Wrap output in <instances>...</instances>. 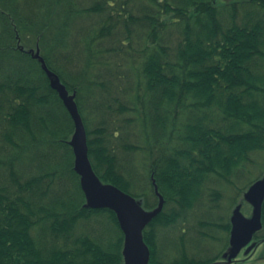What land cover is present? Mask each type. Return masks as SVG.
<instances>
[{"label": "trees", "instance_id": "16d2710c", "mask_svg": "<svg viewBox=\"0 0 264 264\" xmlns=\"http://www.w3.org/2000/svg\"><path fill=\"white\" fill-rule=\"evenodd\" d=\"M198 1L11 0V14L0 10V264H124L115 213L83 208L68 110L41 64L11 47L18 43L16 19L44 24L43 30L56 22L59 49L52 54L61 70L49 58L46 64L75 94L100 181L145 210L158 204L152 181L161 193L163 209L143 231L148 264L220 260L225 249L218 251L216 234L224 232L227 247L230 223L198 209L208 201L211 177L233 191L227 205L219 192L208 204L225 214L264 174V0H217L212 7L216 0H206L205 8ZM71 62L82 65V75L99 67L86 96L68 81ZM122 82L124 97L116 96ZM86 105L100 116L93 128L82 112ZM123 152L129 167L120 164ZM132 155L147 171L150 192L135 180L141 170ZM253 167L251 179L233 180ZM171 227L179 241L163 259L155 240ZM192 236L216 254L187 250Z\"/></svg>", "mask_w": 264, "mask_h": 264}, {"label": "water", "instance_id": "95a60500", "mask_svg": "<svg viewBox=\"0 0 264 264\" xmlns=\"http://www.w3.org/2000/svg\"><path fill=\"white\" fill-rule=\"evenodd\" d=\"M40 64L49 79L50 87L57 91L64 105L70 111L69 113L74 122L75 131L69 145L74 153V170L80 176L81 189L87 200L85 207L107 208L114 211L120 229L124 234V249L122 252L124 263L148 264L150 251L143 241L142 232L162 210L163 198H159L157 208L152 211H145L139 201L124 194L118 188L102 184L99 181L88 160L86 132L74 102L75 94H68L57 75L52 73L41 59ZM153 184L157 193L158 189L154 181ZM243 198L252 206V214L250 218L244 217L240 211V205L233 211L230 220V245L227 252L223 255V258L227 259L229 263L238 255L240 249L251 241L252 235L262 227L261 208L264 201V176L249 187Z\"/></svg>", "mask_w": 264, "mask_h": 264}, {"label": "rangeland", "instance_id": "374dc122", "mask_svg": "<svg viewBox=\"0 0 264 264\" xmlns=\"http://www.w3.org/2000/svg\"><path fill=\"white\" fill-rule=\"evenodd\" d=\"M9 1H10L9 4H3L2 6H0V10L2 9L4 12H7V13L11 14V12H13L12 8H14V6H13V2H11V0H9ZM217 2H218L217 0H216V2L215 1H211V3H209V7L217 6V4H216ZM198 4H200L201 6H204V8H205L206 0H199ZM199 10L202 13L204 11L205 13L208 14V12L205 9H203V8H199ZM239 20H241V19H239ZM205 22L206 21L204 20L202 26L204 28H206V29H210L208 23L206 25ZM51 24H48L50 26V27L48 26V29L43 30L42 26L44 24L32 22L31 20L29 22L26 19H24L22 21L21 20L19 21V20L16 19L15 27L17 28V31L19 33V34H16V35H18L17 36L18 43L12 44L11 47L12 48L17 47L21 52H24V53L26 52L27 54H30V56L33 59L37 60L39 63H40V59L43 60L46 66H47L46 58H49V60L52 62V64L57 69L61 70V67H59L53 60L52 50H55V48L59 49V46H57L58 44H57V41H56V38L58 39L57 29H56V22L54 24H52V26H51ZM220 25L223 26L224 24L220 23ZM224 28H223V30L226 29V28L225 29ZM37 52H38V56H37ZM46 54H49V55H46ZM80 64H82V62H80ZM81 67H82V65H81ZM81 67H76L74 62H71V63L66 65L67 72H69L68 81H70V82L73 81V83L76 84V87H79L81 89V95L86 96L89 93L90 90L94 89V87H90V88H86V87L88 86V83L91 82V79H94L96 76H98L97 75V70H98L99 67H95L94 71L89 70V71L85 72V75L81 74V71H82ZM28 69H30V68L28 67ZM51 72L55 74V72H53V71H51ZM72 73L73 74L77 73V74L72 77L71 76ZM107 77H108V75H107ZM73 78H78V79L77 80H73ZM62 83L63 82H61V84ZM124 84H125L124 82H122V84L117 83V85L120 86V88H116L117 92H114L116 96L124 97V95L120 92V91L124 92V90L127 89V87L124 86ZM64 86H65V84H64ZM185 98L186 97H184V99ZM185 101L187 102L188 99H185ZM109 103H111V104L113 103L114 104V102H112V101H110ZM65 107H66V105H65ZM115 108H117V105H115ZM68 112H70V111L68 110ZM82 112H83V114L85 116H88V115L90 116L91 120H90V125L89 126L90 127L92 126V128L95 127L96 124H93V122H95V121H93V119L97 121V120H99V117H100L98 114H96L97 112L95 113L92 109H90V107L88 105H86L82 109ZM78 113L80 114L79 111H78ZM113 116H116V115L113 114ZM233 122H234V124H236V121H233ZM92 128H91V130H92ZM238 136H239V139H243V137H245L244 134L243 135L240 134ZM238 141H241V140H238ZM72 156H73L72 160L74 161L73 152H72ZM96 159H98V157ZM128 159H129V157H128L127 154H125L124 152L120 153V162L121 163L120 162L119 163L121 165L127 166L126 163H127ZM88 160L89 161L92 160V162H93V159L92 158L90 159L89 156H88ZM131 160L135 161V166L136 167H138L139 164H140V163H136V162H140L141 161L140 157L135 156V155L131 156ZM253 162H255V161L253 160ZM98 163H101V162L99 161ZM248 165L249 166L251 165V161L248 163ZM127 167H129V166H127ZM139 168L141 170V173H140L139 177L138 176L136 177V175L139 174V173H137L134 176V177H136L135 180L138 181V179H139V184L142 187H145L146 191L150 192V190L148 189L149 185H148V182H147V177H148L147 176V171L142 168V164H140ZM257 169H258V167L250 168L248 170L249 171L248 175H243L242 176V174H241L240 177H242V178H239V177L235 178V176H234L233 180H235V181L236 180H240V183L245 182V181L251 179L252 177H254L257 174ZM241 171H242V169L239 170V172H241ZM134 177H132V178H134ZM211 179L213 180L212 184L209 183V187L211 189L210 190L211 192L210 191H204V193L206 194V196L208 198V201H207V203L204 202V201L201 202L200 209H198V214L200 216L201 215H203V216L206 215V216H208V218L214 219L215 221L218 219L219 216L224 215L223 216L224 220L227 218L228 219L227 221L230 223V220H231L230 217L233 215V211L236 208V204H238V203H240L242 201L243 196H241V198H240V196L238 195L239 197L236 200L237 203L233 205L234 207H231L229 209V212H228V207L226 208L225 214H224L223 210H220V209H217L215 211V207L212 209L208 204L210 202H212L214 198L219 197V193H221V199L224 198L222 201H225L226 198L229 199V197L232 196V194H233L232 192L233 191L229 189V185L228 184H226V187L224 186L225 184H224V182H222V179L218 180L219 178H215V177H211ZM218 181H221L222 183H220V185H219ZM65 188H66V186H65ZM230 191H232V192H230ZM83 196H84V198H83L84 201L82 202V205H83L84 209H86V210L87 209H89V210H99V209H95V208H86L85 205L87 204V200H86L85 194H83ZM144 198L147 199L148 198V194H145ZM158 202H159V200H158ZM228 203L229 202H227V200H226L223 204L227 205ZM211 204H213V203H211ZM149 209L150 208H148V210ZM250 211H251V208H250L249 205H244L242 207V209H241V212L246 217L248 216ZM231 212H232V215H231ZM89 222H90V224H93L92 220L89 221ZM191 226H193V225H191ZM262 226H263L262 230L254 236V240H256V241L262 240L263 241V245H260V246L258 245L259 247L258 246L255 247L256 249L254 250V252L250 251L251 253L249 252V253H246V254H244V253L240 254L242 252V249H240L241 251L238 253L237 257H235V258H233L231 260L232 262H230V264H233L234 263L233 261H235V259H237L238 257L239 258H243L244 256L245 257H249V259H250V260L246 261V263L244 262V264H259V263H263L264 262V259L262 260V262H258V263L255 262V260H260V257L263 254V246H264V220L263 219H262ZM177 230H178L177 228L174 229L172 227L169 228V229H162V231L160 230V235L156 236V240H155L156 241V246H157V249L160 252L159 256L161 258L165 259L167 253L170 252L171 250L176 252L175 251V247L177 246L178 241H179V238H178V235H177ZM209 231L212 232V233H214V231L216 232V230H209ZM220 233L216 234V238L218 237L219 241L216 242L215 244L217 246H219L218 247V251H220L222 249H225L227 251L228 244H229V239H230V234L228 233V237H227L228 244H227V247H226V245H224L225 242L222 241L223 235H225V234H224V232L221 233V234ZM188 244L189 245H188L187 250L189 249L190 252H194L195 253L194 255H197V257L209 258V257H212L214 254H216L215 250H212L211 252H206L207 249L210 248L211 246H210L209 243L208 244H204L202 241H200L198 236H196V237L192 236L190 238V241H189ZM123 249H124V238H123V241H122V250H121V252H123ZM225 250L223 251V253L225 252Z\"/></svg>", "mask_w": 264, "mask_h": 264}, {"label": "flooded vegetation", "instance_id": "af4514ba", "mask_svg": "<svg viewBox=\"0 0 264 264\" xmlns=\"http://www.w3.org/2000/svg\"><path fill=\"white\" fill-rule=\"evenodd\" d=\"M253 242H255L256 244V246L255 247H257L258 245L260 246V245H263V241L262 240H259V241H256V240H253ZM258 246V247H259ZM247 248V247H246ZM246 248H244L243 250H242V252L240 253V254H243V251H245V249ZM247 258L248 257H243V258H237L235 261H233L234 263L233 264H244V262L246 263V261H247ZM264 259V246H263V254L261 255V257H260V260H255V262L256 263H258V262H262V260ZM221 264H227L226 262H220ZM259 264H264V262L263 263H259Z\"/></svg>", "mask_w": 264, "mask_h": 264}, {"label": "bare ground", "instance_id": "6f19581e", "mask_svg": "<svg viewBox=\"0 0 264 264\" xmlns=\"http://www.w3.org/2000/svg\"><path fill=\"white\" fill-rule=\"evenodd\" d=\"M73 170H74V168H73ZM74 171H75V170H74ZM75 172H76V171H75ZM255 182H257V181H254V183H255ZM157 189H158V188H157ZM120 190H121V189H120ZM121 191H122L124 194H126V195H128V196L134 198V197H133L132 195H130L129 193H126V192L123 191V190H121ZM154 193H155V196L157 197L158 200H159L160 197H162V196H161V193L159 192V190H157V193H156V191L154 190ZM243 195H244V193L242 194V196H243ZM154 209H155V208H154ZM154 209H152V210H154ZM161 211H162V210H161ZM161 211H160V213H161ZM160 213H159V214H160ZM261 215H262V214H261ZM157 216H158V215H157ZM157 216H156V217H157ZM156 217H155V218H156ZM230 232H231V228H230V230H229V233H230ZM189 241H190V240H189ZM189 241H188V243H189ZM188 243H187V244H188ZM253 252H254V251H253ZM149 259H150V256H149ZM248 260H250L249 257L247 258V261H248Z\"/></svg>", "mask_w": 264, "mask_h": 264}]
</instances>
